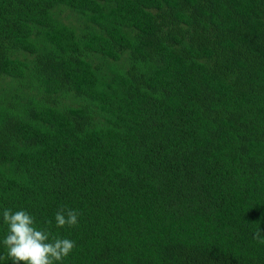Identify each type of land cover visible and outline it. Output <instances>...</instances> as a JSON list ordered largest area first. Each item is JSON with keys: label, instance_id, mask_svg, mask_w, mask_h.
<instances>
[{"label": "trees", "instance_id": "trees-1", "mask_svg": "<svg viewBox=\"0 0 264 264\" xmlns=\"http://www.w3.org/2000/svg\"><path fill=\"white\" fill-rule=\"evenodd\" d=\"M4 208L62 264H264V0H0L6 256Z\"/></svg>", "mask_w": 264, "mask_h": 264}, {"label": "clouds", "instance_id": "clouds-1", "mask_svg": "<svg viewBox=\"0 0 264 264\" xmlns=\"http://www.w3.org/2000/svg\"><path fill=\"white\" fill-rule=\"evenodd\" d=\"M79 215L78 210L62 206L55 212V226L58 229L75 227ZM2 218L8 230L2 240L6 256L0 255V261H11V264H62L76 247L71 239L53 236L50 230L37 228L35 218L27 210L4 208ZM47 223L50 225L52 221ZM254 238L264 244L260 231L254 234Z\"/></svg>", "mask_w": 264, "mask_h": 264}]
</instances>
